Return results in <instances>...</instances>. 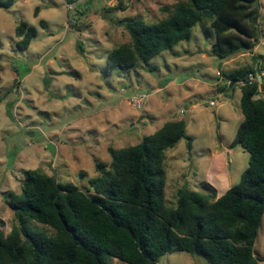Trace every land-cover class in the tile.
Here are the masks:
<instances>
[{
  "label": "rangeland",
  "instance_id": "1",
  "mask_svg": "<svg viewBox=\"0 0 264 264\" xmlns=\"http://www.w3.org/2000/svg\"><path fill=\"white\" fill-rule=\"evenodd\" d=\"M182 1L186 0H12L10 9L0 8V230L4 234L15 224L5 198L20 192L23 170L38 169L59 183L85 190L88 180L98 175L96 164H109V148L136 145L172 119L184 120L186 135L193 140L190 150L182 139L165 152L168 205L174 206L183 186L200 191L205 182L217 196L238 183L249 154L240 146L230 149L229 144L243 120L241 94L235 88L229 98L216 97L211 85L221 78L232 86L224 74L256 68L253 57L262 56L264 62V0H258L260 40L251 52L219 60L210 54L213 37L205 41L197 26L188 41L153 58L147 67L130 71L107 67L108 53L130 43L121 20L136 17L153 23L167 16L164 8ZM20 22L37 30L26 51L15 46L14 28ZM142 96L143 101L138 100ZM34 225L29 228L52 233ZM253 248L258 263L264 264V214ZM159 264L207 263L186 252H173L160 258Z\"/></svg>",
  "mask_w": 264,
  "mask_h": 264
},
{
  "label": "trees",
  "instance_id": "2",
  "mask_svg": "<svg viewBox=\"0 0 264 264\" xmlns=\"http://www.w3.org/2000/svg\"><path fill=\"white\" fill-rule=\"evenodd\" d=\"M12 0H0L8 10ZM258 0H186L164 8L167 16L153 23L140 18L120 21L130 43L107 55L108 69L130 71L188 41L200 27L205 41L213 37L210 54L219 60L251 52L260 40ZM38 13V8L34 14ZM44 28V21H41ZM16 48L26 51L37 30L27 22L14 28ZM256 68L224 74L240 86L243 120L229 144L249 154L237 184L216 197L205 182L200 191L181 187L174 206L165 200V152L182 139L191 149L186 123L172 119L139 143L108 149L109 164L98 163L96 177L81 190L59 183L38 169L23 170L20 192L5 202L15 224L0 230V264H159L173 252L202 258L207 264H259L254 251L264 214V62ZM252 74L256 82L248 84ZM30 224L41 225L51 234Z\"/></svg>",
  "mask_w": 264,
  "mask_h": 264
},
{
  "label": "crops",
  "instance_id": "3",
  "mask_svg": "<svg viewBox=\"0 0 264 264\" xmlns=\"http://www.w3.org/2000/svg\"><path fill=\"white\" fill-rule=\"evenodd\" d=\"M225 62H222L221 64H224ZM221 67V66H220ZM221 69V68H220ZM211 87H212V89L214 90L215 89V91H216V93H217V96L216 97H218V96H226L225 98H229V96H231L232 95V93H234V90H235V88H237V89H239L238 88V86H235V88H234V90L233 89H231V84L230 85H228V84H226L221 78L219 79H216V82L213 84V85H211ZM162 88L161 87H159V88H157V91H159V90H161ZM239 91H240V89H239ZM229 93H231V94H229ZM241 94V93H240ZM211 101H213V100H211ZM214 102V101H213ZM192 106V105H191ZM194 106V105H193ZM192 106V107H193ZM242 121V120H241ZM241 121H240V123H241ZM239 123V124H240ZM226 173V176H227V172H225ZM211 184V183H210ZM227 189V188H226ZM225 189V190H226ZM225 192V191H224ZM222 194H218L217 193V196L216 197H220Z\"/></svg>",
  "mask_w": 264,
  "mask_h": 264
},
{
  "label": "built area",
  "instance_id": "4",
  "mask_svg": "<svg viewBox=\"0 0 264 264\" xmlns=\"http://www.w3.org/2000/svg\"><path fill=\"white\" fill-rule=\"evenodd\" d=\"M257 81V78L255 77V76H253L252 74H249L248 76H247V83L248 84H251V83H254V82H256ZM239 86H244L245 84H246V81H240V82H238L237 83ZM143 98H144V96H142L141 98H139L138 100H140L141 99V101H143ZM209 105L210 106H213L214 105V102L213 101H210L209 102ZM141 107V105L140 104H137V108H140Z\"/></svg>",
  "mask_w": 264,
  "mask_h": 264
},
{
  "label": "water",
  "instance_id": "5",
  "mask_svg": "<svg viewBox=\"0 0 264 264\" xmlns=\"http://www.w3.org/2000/svg\"><path fill=\"white\" fill-rule=\"evenodd\" d=\"M144 116H141L139 119H142ZM139 119L137 120V122L139 121Z\"/></svg>",
  "mask_w": 264,
  "mask_h": 264
}]
</instances>
